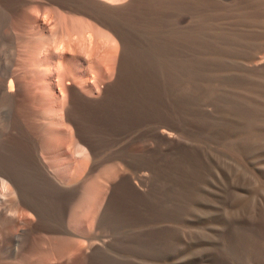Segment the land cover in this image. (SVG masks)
Instances as JSON below:
<instances>
[{"label": "rangeland", "instance_id": "374dc122", "mask_svg": "<svg viewBox=\"0 0 264 264\" xmlns=\"http://www.w3.org/2000/svg\"><path fill=\"white\" fill-rule=\"evenodd\" d=\"M263 35L264 0H0V264H264Z\"/></svg>", "mask_w": 264, "mask_h": 264}, {"label": "bare ground", "instance_id": "6f19581e", "mask_svg": "<svg viewBox=\"0 0 264 264\" xmlns=\"http://www.w3.org/2000/svg\"><path fill=\"white\" fill-rule=\"evenodd\" d=\"M263 1V0H262ZM260 8V7H259ZM259 26V25H258ZM262 29V28H261ZM240 33V32H239ZM248 34V33H247ZM251 34V33H250ZM257 34V33H256ZM232 35V34H231ZM236 35V34H235ZM244 35V34H243ZM246 35V34H245ZM247 36V35H246ZM257 36V35H256ZM258 36H260L259 35V33H258ZM264 36V35H263ZM263 36H261V37H263ZM234 37V36H233ZM249 37V36H248ZM255 38V37H254ZM241 39V38H240ZM246 40H244V41H246L247 42V40H249V39H247V38H245ZM259 39V38H258ZM262 39V38H261ZM260 39V42H262V40ZM229 40V39H228ZM234 40V39H233ZM257 40V38L256 39H254V41H256ZM264 40V39H263ZM241 41H243V40H241ZM243 41V42H244ZM251 41V40H250ZM250 41H248V42H250ZM259 41V40H258ZM257 41V42H258ZM256 43V42H255ZM245 44H247V43H245ZM254 44V43H253ZM260 44V43H259ZM250 46V45H249ZM255 45H253V47H254ZM262 46V45H261ZM261 46H259L260 48H261ZM247 47V46H246ZM260 48H259V52H260ZM264 47L262 46V48L261 49H263ZM245 49V48H244ZM250 49H252V48H250ZM256 50H258V48H255ZM254 48H253V50H255ZM264 51V50H263ZM252 52H254V51H252ZM246 54H247V51H246ZM260 54V53H259ZM263 54V53H262ZM254 55V54H253ZM256 55V54H255ZM258 55V54H257ZM259 56V55H258ZM260 56H261V59H263L262 58V55L260 54ZM264 57V56H263ZM259 57H257V59H258ZM260 59V58H259ZM259 59H258V61H259ZM250 61H252V59L250 60L249 59V62ZM257 61V62H258ZM248 65V64H247ZM250 65V64H249ZM257 66V65H256ZM256 68V67H255ZM13 78H8V80H7V88H8V90L9 91H13L14 90V83H13ZM256 85V84H255ZM250 88V87H249ZM256 91V90H255ZM51 93V92H50ZM234 94V93H233ZM241 95V94H240ZM234 96V95H233ZM57 98V97H56ZM236 98V97H235ZM245 98V97H244ZM57 100V99H56ZM56 100H54V101H56ZM64 103V102H63ZM39 105V104H38ZM35 106V105H34ZM233 112V111H232ZM54 133V132H53ZM60 135V134H59ZM64 135V134H63ZM63 139V138H62ZM247 149V148H246ZM2 181V180H1ZM221 219V218H220ZM79 222V221H78ZM228 223V222H227ZM245 223V222H244ZM79 224H81V223H79ZM242 224V223H241ZM247 225V224H246ZM235 227V226H234ZM231 228V227H230ZM237 229V228H236ZM174 233V232H173ZM231 236V235H230ZM229 237V236H228ZM51 239V238H50ZM67 239V238H66ZM228 239V238H227ZM230 239V238H229ZM75 241V240H74ZM63 242H65V241H63ZM50 243V242H49ZM57 243V242H56ZM213 243V242H212ZM236 243H238V242H236ZM235 243V244H236ZM44 244V243H43ZM62 244V243H61ZM60 244V245H61ZM228 244H231V243H228ZM227 244V245H228ZM234 244V245H235ZM241 244V245H240ZM239 244V246H241V249L243 250V253H240L239 254V256H240V258L244 261V262H242V263H244V264H262V257H263V251H262V248H263V245H262V243H261V241L258 239V238H255V237H252V236H246V235H242V243H240ZM71 245V244H70ZM75 245V244H74ZM66 246H68V245H66ZM121 246V245H120ZM54 247V246H53ZM57 250H56V252H55V255H57V256H59L60 258H63V257H67V253H66V251H65V247H64V245L62 244V246H59L58 244H57ZM74 247V246H73ZM235 247H236V245H235ZM234 247V248H235ZM238 247V246H237ZM76 248V247H75ZM75 248H73V250L75 249ZM240 248V247H239ZM70 249H72V248H70ZM228 249V248H227ZM233 249V248H232ZM231 249V250H232ZM67 250H68V248H67ZM81 251V250H80ZM233 251V250H232ZM239 251V250H238ZM70 252L72 253L73 251H71L70 250ZM69 252V256L71 255H73L75 252H76V250H75V252H73L72 254ZM235 252H236V250H235ZM48 253V252H47ZM46 253V254H47ZM230 253V252H229ZM232 253V252H231ZM230 253V254H231ZM234 253V252H233ZM232 253V254H233ZM52 254H54V253H52ZM231 254V255H232ZM99 255V254H98ZM234 255V254H233ZM235 255H238V253L236 254L235 253ZM35 256H36V254H35ZM49 256V255H48ZM52 256V255H51ZM97 256V255H96ZM84 257H86V256H84ZM237 256H235V258H236ZM71 258V257H70ZM36 259V258H35ZM38 259V258H37ZM103 260V259H102ZM239 260V259H238ZM37 261V260H36ZM59 261H61V260H59ZM88 261V260H87ZM114 262V261H113Z\"/></svg>", "mask_w": 264, "mask_h": 264}]
</instances>
